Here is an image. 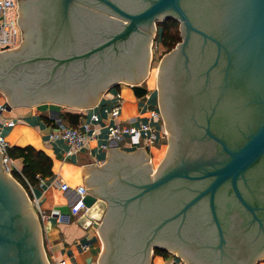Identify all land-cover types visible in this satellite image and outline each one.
<instances>
[{
	"label": "flooded vegetation",
	"instance_id": "flooded-vegetation-1",
	"mask_svg": "<svg viewBox=\"0 0 264 264\" xmlns=\"http://www.w3.org/2000/svg\"><path fill=\"white\" fill-rule=\"evenodd\" d=\"M111 1L129 10L143 5V0ZM64 9L63 0H18L19 17L26 36L22 35L16 47L23 61L17 60L11 69L25 74L24 77L14 78V83L23 78L29 83L25 84L27 88L37 89L44 84H54L55 80L64 82L71 75V82L85 88L99 83L98 80L112 72L135 73L134 77H137L149 60L148 56L146 61L144 59L146 53H150L149 40L152 43L156 39L158 29L162 27L161 21L165 20L157 21L154 29L151 25H139L128 37L118 39L86 58L65 60L71 52L78 55L85 50H94L105 41L100 33L113 34L121 28L123 21L113 15L109 6L98 0H71L67 8L70 20L63 19ZM201 13L210 18L206 6ZM201 25L205 26V22L202 21ZM169 50L164 48L165 53ZM216 53L212 41L192 32L185 54L178 56L173 63L175 76L171 85L174 94L171 96L168 93V97L174 107L181 106L179 113L175 109L180 120L178 135L167 132L165 145L167 148L172 136L176 138L182 154L176 159L178 163H188L197 157L202 160L210 158L220 149L211 134L225 139L232 146L239 145L259 120L258 114L239 109L242 100L237 96L222 92L223 82L214 69L206 70ZM53 67L55 76L49 80L45 75H49ZM156 95L157 103L158 88ZM136 154L140 157L130 165L131 170L128 169L130 180L109 179L112 182L109 194L114 202L124 201L140 192L136 183L145 181L152 171V158L149 160L148 152L139 149ZM189 154L192 156L189 157ZM181 180L172 179L159 189L147 191L127 204H120L117 209L115 205L117 214L113 230L121 241V247L130 246L134 254L144 239L155 235L172 240L178 250L176 255L188 264H237L241 258L251 264H259L264 254V156L245 170L237 182L242 197L252 209L244 206L230 184L225 182L214 194L215 213L212 212L209 197L204 196L184 213L164 223L162 228L155 229L160 221L173 216L175 209L206 182ZM40 226L45 252L41 222ZM161 249L166 250L167 247Z\"/></svg>",
	"mask_w": 264,
	"mask_h": 264
},
{
	"label": "water",
	"instance_id": "water-1",
	"mask_svg": "<svg viewBox=\"0 0 264 264\" xmlns=\"http://www.w3.org/2000/svg\"><path fill=\"white\" fill-rule=\"evenodd\" d=\"M98 1L109 6L113 15L123 21L121 28L113 34L100 33L105 37V41L100 42L94 50H85L78 55L71 52L65 60L86 58L116 40L128 37L137 30L139 25H151L154 29L157 21L172 17L179 21L182 39L161 57L156 76L157 106L168 131H171L172 135H178L180 120L178 116L180 115L177 112L179 113L181 109L179 105L174 107L168 97V93L171 96L174 94L171 85L174 83L172 78L175 76L173 63L178 56L185 54L192 32L214 43L217 53L206 70L214 69L218 73L223 82L222 92L229 96L235 95L242 100L240 110L260 116L255 128L245 134L243 141L237 146H232L225 139L211 134V138L218 143L220 149L207 160L197 157L188 163L184 161L178 163L176 159L182 155L181 148L179 143L176 144V138L172 136L167 147V155L159 163L157 170L154 172L150 170V175L145 181L136 183L141 191L124 201L114 202L109 194L112 186L109 179L113 177V180H130L131 172L128 169L140 157L139 154L135 155L137 150L112 151L107 160L96 167L94 162L84 164L83 174L92 172V176L87 180L89 188L83 198L85 206L89 208L97 200L103 201L101 220L93 221L95 225L100 226L103 239V250L98 264H149L152 251L156 247H167L166 250L171 252H178V250L172 240L155 235L144 239L143 244L134 254L130 246L121 247V241L115 236L113 230L116 209L120 204H127L147 191L159 189L172 179L181 178L183 180L180 182L185 179L206 182L201 189H197L189 199L175 209L173 216L160 221L155 229L162 228L164 223L184 213L204 196L209 197L212 212L215 213L214 194L225 182L230 184L238 200L252 209L242 197L237 182L245 170L264 156V0H143V5L135 10L124 9L111 0ZM70 2L71 0H63L65 7L63 19L65 20H70L67 18ZM204 5L207 7L210 18L201 13L202 8L205 9ZM18 20L21 33L26 36L21 18L18 17ZM202 21L205 22V26L201 25ZM202 27L210 32L203 30ZM151 44L150 39L149 46ZM18 49L0 52V90L9 100L7 103L10 108L34 105L92 107L100 96L108 95V89L117 82L126 81V85H129L143 81L149 65L145 62L143 70L139 71L137 77H134L135 73L130 75L112 72L105 75L104 79L98 80L99 83L85 88L76 86L74 82H71L73 76L68 75L65 80L69 78L70 81L64 80L69 83L67 85L55 80L54 84H44L37 89H29L25 86L28 81L23 78L17 80L19 83H14V78L24 77L25 74L20 73V70L12 71L11 69L17 60L23 61L20 59L21 54ZM147 56L149 59L146 53L145 61ZM54 70L55 67L45 77L50 80L55 76ZM82 77L86 79L85 75ZM142 88L146 90L145 87ZM172 148V155H170ZM140 149L143 148L140 147ZM147 155L150 160V153L148 152ZM188 156L191 157L192 154ZM1 160L0 152V264H49L45 259L40 222L32 211L27 192L12 174L5 171ZM170 163L173 165L169 166ZM263 257L264 254L261 255L260 260ZM237 264L251 263L241 258Z\"/></svg>",
	"mask_w": 264,
	"mask_h": 264
},
{
	"label": "crops",
	"instance_id": "crops-1",
	"mask_svg": "<svg viewBox=\"0 0 264 264\" xmlns=\"http://www.w3.org/2000/svg\"><path fill=\"white\" fill-rule=\"evenodd\" d=\"M142 87H145L146 90ZM155 87L149 86L146 78L137 84L124 85L118 82L108 89V95L100 96L92 107L34 105L31 107H9L1 113L0 127L9 146L29 144L42 150L52 160L51 175L44 177L42 181L32 186L40 207L45 210L56 207L61 212L70 214L69 219L58 221L55 217H49L42 223L45 253L49 261L53 258L65 257L69 264H98L103 250V239L100 226L95 225L93 221H100L101 214L93 216L90 213V208H87L83 216L71 212L70 201L74 195L73 187L84 183L87 190L89 188L87 180L92 176V172L83 174L84 164L94 162V167H96L102 165L112 151L139 150L129 146L127 138H123V141L118 145L101 149L100 144L105 141L104 121H113L107 119V110L117 101L120 102V113L116 119L119 123L145 119L147 111L157 104ZM91 110L98 113L97 120L89 119L88 114ZM67 112L78 114V122L90 120L92 126L96 128L94 136H90L88 146L71 154H67L68 146L63 140L49 137L51 129L56 125L70 124L67 119L62 117V113ZM4 118H13L14 125L10 127L3 125ZM160 147L152 148L151 153ZM16 160L20 161V165H16L20 169L22 160L16 158L14 163ZM63 181L70 186L66 191L59 187V182ZM27 194L30 195L31 192L28 190ZM167 251L170 252V250ZM149 264H183V262L173 252L169 253L167 257L153 252Z\"/></svg>",
	"mask_w": 264,
	"mask_h": 264
},
{
	"label": "built area",
	"instance_id": "built-area-1",
	"mask_svg": "<svg viewBox=\"0 0 264 264\" xmlns=\"http://www.w3.org/2000/svg\"><path fill=\"white\" fill-rule=\"evenodd\" d=\"M18 17V0H0V52L16 48L19 45L22 33ZM158 41L160 43V40ZM119 107L120 102L117 101L107 110V119L113 121H104L105 141L100 144V148L107 149L113 145H118L123 141V138H127L129 146L135 149H140L141 147L147 150L151 156L152 148L161 146V144L164 143L167 134V130L164 126L157 104L147 111L145 119L127 123H119L116 120L120 113ZM8 108V103H6L5 99L3 100L0 98V115ZM88 117L91 121L97 120L98 113L91 110ZM90 120H82L76 125L58 124L51 129L49 137L52 139L63 140L68 146L67 154L77 152L82 148L87 147L90 136H94L95 134L96 128L92 126ZM14 123L15 120L13 118H4L2 121L3 125L9 127L13 126ZM8 146L9 143L0 127V152L2 156V166L9 174H12L13 170L20 172V169L14 163V159L7 154L6 149ZM42 179V177H39V182L42 181ZM27 184L28 190L31 192L29 195L30 200L36 210L41 225L49 217H55L58 221L70 218V214L61 212L56 207H51L48 210L41 208L38 203V198L33 192V185L28 182ZM59 187L63 191L70 188L68 183L65 181L59 182ZM86 193L87 188L84 183L77 184L73 187L74 195L70 201V211L78 213V216H83L88 208L83 202V198ZM49 263L69 264L67 258L65 257L58 259L53 258L49 261Z\"/></svg>",
	"mask_w": 264,
	"mask_h": 264
},
{
	"label": "trees",
	"instance_id": "trees-1",
	"mask_svg": "<svg viewBox=\"0 0 264 264\" xmlns=\"http://www.w3.org/2000/svg\"><path fill=\"white\" fill-rule=\"evenodd\" d=\"M178 21L176 19L167 18L162 23V27L157 33L156 40L160 42L167 48L171 49L176 42L181 39L179 34V28L175 26ZM176 30L173 31L172 27ZM62 117L67 119L70 125H76L78 122L79 115L75 113H62ZM7 154L13 159L21 158L22 165L20 172L13 170L12 175L28 190V183L35 186L39 182V177H46L51 175V158L45 154L42 150L34 148L32 145L18 146L12 145L8 146ZM155 254H161L164 257L169 255L167 250L156 248L154 250Z\"/></svg>",
	"mask_w": 264,
	"mask_h": 264
},
{
	"label": "rangeland",
	"instance_id": "rangeland-1",
	"mask_svg": "<svg viewBox=\"0 0 264 264\" xmlns=\"http://www.w3.org/2000/svg\"><path fill=\"white\" fill-rule=\"evenodd\" d=\"M163 22H164V20L162 21V23ZM157 25H158V22H157ZM175 26L179 28V21L175 24ZM172 30L175 31L176 28L173 26L172 27ZM158 32H159V30H158ZM179 34L181 35L180 28H179ZM155 40L156 39H153L152 44L149 46L150 47L149 61H150V58H152L151 64L148 67L147 72H146V80H147V83H148L149 86H156V79L155 78H156V71H157L158 61L165 54V52H164L165 46L161 42L159 43L158 39L156 41ZM119 83L125 85L126 84V81H119ZM155 91H156V94H157V88L155 89ZM0 96H2V99L3 100L5 99L6 103L9 102V100L7 99V97L5 96V94L3 93V91H1V90H0ZM164 126H165V124H164ZM166 130H167V132H169L167 128H166ZM167 149L168 148H166L165 141H164V143L161 144V147L159 149L152 151V154L150 156L152 158V164H151L152 172H154V171L157 170V167H158L160 161H162L163 157L165 156ZM15 164L16 165H20V161L19 160H16ZM24 190L28 193V190H26V188H24ZM27 196H28V201H29V203H30V205L32 207L33 213H35L37 215L36 210H35L32 202L30 200L29 194H27ZM37 218H38V215H37ZM172 252L175 253V255L177 254V252H175V251H172ZM172 252L170 251L169 253L171 254ZM45 259L49 262V260H48V258H47L46 255H45ZM180 260H181V262H183V264H188L187 261H185L182 257H181ZM259 264H264V257H263L262 260H260Z\"/></svg>",
	"mask_w": 264,
	"mask_h": 264
},
{
	"label": "bare ground",
	"instance_id": "bare-ground-1",
	"mask_svg": "<svg viewBox=\"0 0 264 264\" xmlns=\"http://www.w3.org/2000/svg\"><path fill=\"white\" fill-rule=\"evenodd\" d=\"M172 151H173V148L171 150V154L172 155ZM167 153V151H166ZM167 154H165L166 156ZM164 156V157H165ZM163 157V158H164ZM161 162V161H160ZM102 204V205H101ZM103 201L102 200H97V202L92 206V207H89L90 209V213L93 215V216H99L101 213H102V210H103Z\"/></svg>",
	"mask_w": 264,
	"mask_h": 264
}]
</instances>
